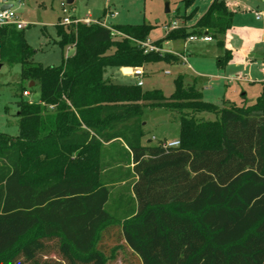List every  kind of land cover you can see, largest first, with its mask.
Listing matches in <instances>:
<instances>
[{
    "label": "trees",
    "instance_id": "trees-1",
    "mask_svg": "<svg viewBox=\"0 0 264 264\" xmlns=\"http://www.w3.org/2000/svg\"><path fill=\"white\" fill-rule=\"evenodd\" d=\"M233 17L225 0H213L192 29H173L154 44L208 36L224 48ZM56 29L59 47L74 54L45 67L34 62L24 29L0 27V63L20 66L19 134L0 133V258L7 257L0 264H107L95 243L112 220L110 181L101 165L92 182L86 174L96 167L93 158L71 156L106 144L121 145L136 178L122 234L142 264H264V82L251 106L219 108L181 77L166 99L105 79L109 68L179 63L143 46L150 27L59 20ZM230 59L225 50L217 64ZM35 89L38 102L24 100ZM145 107H163L179 123L178 147L142 144ZM28 149L52 164L42 168L44 180L25 175Z\"/></svg>",
    "mask_w": 264,
    "mask_h": 264
},
{
    "label": "rangeland",
    "instance_id": "rangeland-1",
    "mask_svg": "<svg viewBox=\"0 0 264 264\" xmlns=\"http://www.w3.org/2000/svg\"><path fill=\"white\" fill-rule=\"evenodd\" d=\"M212 1L73 0L69 5L67 0H0V8L3 5L10 6L20 20L28 24L24 35L28 45L35 50L33 60L45 67L59 66L63 59L74 54V48L62 49L58 45L56 25L65 16L79 20L89 19L92 23L101 22L109 27L146 25L150 27V32L148 41L143 46L148 51L176 55L180 63H170L163 59L147 62L140 78L125 75L120 68H109L106 75L112 83L137 85L141 82L143 92L158 90L169 99L175 92L176 79L181 77L184 85H194L201 91L205 102L219 108L230 105L251 106L262 93L261 83L264 79V17L261 15L259 21H255L254 12L257 6L264 10V0H226L235 14L232 28L222 37L224 48H220L216 40L211 43L203 42V37H197L192 42L189 39L167 41L158 47L154 44L162 41L174 24L176 29H192ZM62 5L67 10L66 14L63 13ZM112 13L117 15L112 17ZM113 34L118 39V34ZM225 50L231 52V59L225 67H220L217 61L223 57ZM182 57L185 58L184 61ZM19 83L20 66L9 67L0 63V133L12 137L19 134ZM28 92L29 96L23 94L24 100L37 103L38 89ZM200 117L211 121L216 119L213 114H202ZM142 127L143 145L158 146L162 141L179 140V123L172 121L163 107H145L142 112ZM51 147L50 152L56 154L54 146ZM120 148L121 145L106 144L98 149H82L71 156L83 153L88 159L93 158L96 167L86 174L92 182H96L100 175L101 165V173L110 181L111 199L107 210L112 220L100 231L95 248L103 254L107 264H142L127 246L122 234V223L132 215L129 211L135 206L132 185L136 178L131 174L129 159L120 157ZM37 154L27 150L23 170L30 178L44 180L42 168L51 170L52 164H46ZM64 175L71 176L70 173ZM6 258L1 257L0 263L5 262Z\"/></svg>",
    "mask_w": 264,
    "mask_h": 264
},
{
    "label": "built area",
    "instance_id": "built-area-1",
    "mask_svg": "<svg viewBox=\"0 0 264 264\" xmlns=\"http://www.w3.org/2000/svg\"><path fill=\"white\" fill-rule=\"evenodd\" d=\"M62 10H63V13L66 14L67 13V10L64 8V6L62 5ZM112 17L116 16L117 14L116 13H112L111 14ZM259 17V16H258ZM78 23H85V24H90L92 23L89 19H85V20H79V19H72L71 17H67L65 16L63 19H62V24L63 25H71V24H78ZM103 25L107 26L105 23H102ZM16 26V28L18 30H23L25 29L28 24H26L25 22H23L22 20H20V18L18 17L17 13L12 10V8L10 9H7L5 11H1L0 10V27H3V26ZM173 29H176V25L174 24L173 26H171L170 30H173ZM113 33H116L115 31H113ZM197 37H191L189 38L190 41H194L196 40ZM203 41L205 42H211L212 39L208 36H203L202 38ZM133 74L134 76L136 77H142L143 76V70L141 68H136L134 71H133ZM142 83L141 82H138V86H141ZM24 96H29V92L28 91H25L24 93ZM160 145L164 148V149H168V148H175V147H178L180 145V142L179 140L178 141H172V142H167V141H163L160 143Z\"/></svg>",
    "mask_w": 264,
    "mask_h": 264
},
{
    "label": "crops",
    "instance_id": "crops-1",
    "mask_svg": "<svg viewBox=\"0 0 264 264\" xmlns=\"http://www.w3.org/2000/svg\"><path fill=\"white\" fill-rule=\"evenodd\" d=\"M226 1V0H225ZM233 3H234V1H232ZM212 3V2H211ZM231 6V5H230ZM248 7V6H247ZM248 8H250V7H248ZM207 11V10H206ZM255 12V14H256V16H255V21H259V17L262 15V17H264V10H263V8H260V6H257L256 7V10L254 11ZM235 14V13H234ZM259 16V17H258ZM189 42H192V41H190V40H188ZM203 42H205V41H203ZM212 42V41H211ZM211 42H205V43H211ZM167 42H165V44H166ZM182 61H184L185 60V58L184 57H182ZM180 63V62H179ZM121 70H122V72H123V74H125V75H133L134 76V74H133V69L134 68H120ZM125 70H129V73L128 72H125ZM142 70H143V68H142ZM106 73H107V71H106ZM106 73H105V79H108V80H110V78L106 75ZM264 74V73H263ZM134 77H136V76H134ZM264 82V79H263V81H262V83ZM261 83V84H262ZM137 85H138V83H137ZM190 85V84H189ZM141 87H142V85H141ZM163 142V141H162ZM136 180V179H135ZM131 250V249H130ZM132 251V250H131ZM133 252V251H132ZM140 259V258H139ZM141 261V260H140ZM142 263V262H141Z\"/></svg>",
    "mask_w": 264,
    "mask_h": 264
},
{
    "label": "water",
    "instance_id": "water-1",
    "mask_svg": "<svg viewBox=\"0 0 264 264\" xmlns=\"http://www.w3.org/2000/svg\"><path fill=\"white\" fill-rule=\"evenodd\" d=\"M4 2H5V0H4ZM67 3L70 5V4L73 3V0H67ZM10 8H11L10 6L3 5V6L0 8V10H1V11H5V10L10 9ZM32 86H33V83H30V87H32Z\"/></svg>",
    "mask_w": 264,
    "mask_h": 264
},
{
    "label": "bare ground",
    "instance_id": "bare-ground-1",
    "mask_svg": "<svg viewBox=\"0 0 264 264\" xmlns=\"http://www.w3.org/2000/svg\"><path fill=\"white\" fill-rule=\"evenodd\" d=\"M125 71L129 73V70H125Z\"/></svg>",
    "mask_w": 264,
    "mask_h": 264
}]
</instances>
